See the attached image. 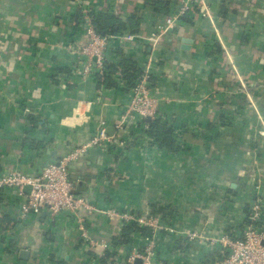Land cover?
Instances as JSON below:
<instances>
[{"label": "crops", "instance_id": "1", "mask_svg": "<svg viewBox=\"0 0 264 264\" xmlns=\"http://www.w3.org/2000/svg\"><path fill=\"white\" fill-rule=\"evenodd\" d=\"M155 1L0 0V175H38L54 163L48 151L61 146L60 161L102 122L115 129L112 144L69 166L75 194L96 208L85 225L97 246L81 239L76 214L22 218L25 197L3 189L0 264H111L150 242L162 264H219L221 239L244 235L254 203L264 220V0H205L209 17L197 8L173 27L167 19L182 0ZM93 12L123 28L107 36L106 70L128 58L150 74L160 106L146 123L169 128L177 150L156 144L140 117L122 121L131 87L121 72L110 86L85 74L76 49ZM186 38L190 50L182 49ZM120 215H153L164 229L136 223L129 247L114 246L135 223Z\"/></svg>", "mask_w": 264, "mask_h": 264}, {"label": "built area", "instance_id": "2", "mask_svg": "<svg viewBox=\"0 0 264 264\" xmlns=\"http://www.w3.org/2000/svg\"><path fill=\"white\" fill-rule=\"evenodd\" d=\"M200 8L203 16L209 17L210 13L205 5V0H182L177 12L169 19L167 24L173 27L179 19L185 17L193 10ZM84 30L87 37L85 44L78 45V55L86 62L85 74L92 72L101 76L105 75V49L108 46V37L102 36L96 30L93 19L88 16L84 22ZM128 39H132L128 36ZM160 101L152 95L150 88V74L146 71L140 81L131 88V96L126 113L122 117L125 122L129 116H137L145 120L156 119ZM122 122V123H123ZM113 137L107 133V126L102 122L96 134L85 145L76 148L56 163L47 164L38 175L25 174L11 171L0 175V190L17 189L25 200L21 204V217L34 214L39 215L47 210L53 216L61 212H72L77 215L78 231L81 239L91 247L97 246V241L90 238L86 227V215L93 213L96 208L84 198L75 194V183L71 179L70 164L79 160L92 147L110 145ZM30 187L26 194L25 189ZM111 216H119L112 211ZM126 223H137L143 228H152L155 232L164 229L159 219L153 215H145L135 218L130 215H120ZM173 232V231H172ZM186 238L194 241L199 239L197 233H188ZM226 255L219 260V264H264V220L262 219V207L259 202L254 203L250 214V225L240 239H231L224 236L221 241ZM103 249H109V245L103 243ZM141 260L142 264H162L156 256L154 243L150 242L142 252L133 251L125 259H115L111 264H136Z\"/></svg>", "mask_w": 264, "mask_h": 264}, {"label": "trees", "instance_id": "3", "mask_svg": "<svg viewBox=\"0 0 264 264\" xmlns=\"http://www.w3.org/2000/svg\"><path fill=\"white\" fill-rule=\"evenodd\" d=\"M155 1L156 6L159 2ZM169 6V5H168ZM168 10H165L166 13H170L169 8ZM159 10V8H158ZM177 11H174L171 15L175 14ZM91 17L93 19V24L98 31L99 34L102 36H115L122 32L123 28L121 26V22L115 19L112 15L106 14V13H92ZM118 26V27H117ZM121 72L123 77L128 81L130 84V87H134L141 79V77L144 75V72L141 68L138 67L137 63L132 61L128 58H123L121 62L115 66V65H108V69L106 70V73L104 75L105 77V84L107 86L116 84L114 80L112 79V76ZM108 74V76H107ZM34 116L31 117V121L34 120ZM146 123V119L144 121ZM149 126V131L147 133L152 136L154 139V142L161 147H165L167 150L175 151L177 150V145L175 140L172 138V132L169 128L162 125L158 120L151 121L146 123ZM251 214V212H250ZM250 214L248 215V225H250ZM137 224H127L124 228L123 235L119 239L114 240V246L118 245H126L129 247V245L132 243L131 233L133 231L138 232L139 229L136 228ZM243 237V236H242ZM240 237V238H242ZM238 238V239H240Z\"/></svg>", "mask_w": 264, "mask_h": 264}, {"label": "water", "instance_id": "4", "mask_svg": "<svg viewBox=\"0 0 264 264\" xmlns=\"http://www.w3.org/2000/svg\"><path fill=\"white\" fill-rule=\"evenodd\" d=\"M182 43H183L182 49H184V50H190L191 45L193 44V41H192L191 39H187V38H186V39H183ZM146 120H147V121H150V118H147ZM114 130H115V129H114L113 127H110L109 129H107V133L110 134V135H112L113 132H114ZM69 151H71V150H69ZM59 153H60V154L62 153V147H61V146H59V147L57 148V151H48V154L51 155L52 161H54V163H56L57 165L60 164V162L58 161V154H59ZM45 166H46V165H45ZM71 169H72V170H76V167L74 166V164L71 165ZM71 179H72V180H77V179H78V176L72 174V175H71ZM26 189H30V187H27ZM26 189H25V190H26ZM20 257H21V259H23V260H28L29 257H30V253H29V251H26V250L21 251V253H20ZM136 264H142V261H141V260H137V261H136Z\"/></svg>", "mask_w": 264, "mask_h": 264}]
</instances>
